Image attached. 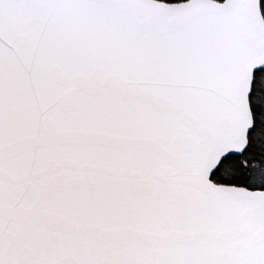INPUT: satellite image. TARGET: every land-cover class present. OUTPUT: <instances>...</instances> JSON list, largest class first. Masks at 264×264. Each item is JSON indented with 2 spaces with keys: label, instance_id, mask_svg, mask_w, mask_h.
Segmentation results:
<instances>
[{
  "label": "snow or ice",
  "instance_id": "6c2138e0",
  "mask_svg": "<svg viewBox=\"0 0 264 264\" xmlns=\"http://www.w3.org/2000/svg\"><path fill=\"white\" fill-rule=\"evenodd\" d=\"M0 264H264V0H0Z\"/></svg>",
  "mask_w": 264,
  "mask_h": 264
}]
</instances>
